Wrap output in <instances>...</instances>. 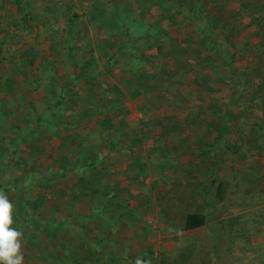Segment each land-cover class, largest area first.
Wrapping results in <instances>:
<instances>
[{
    "label": "rangeland",
    "instance_id": "374dc122",
    "mask_svg": "<svg viewBox=\"0 0 264 264\" xmlns=\"http://www.w3.org/2000/svg\"><path fill=\"white\" fill-rule=\"evenodd\" d=\"M263 189L264 0H0V190L24 264L85 236L92 264H264ZM195 212L209 224L177 235Z\"/></svg>",
    "mask_w": 264,
    "mask_h": 264
},
{
    "label": "clouds",
    "instance_id": "9594fccd",
    "mask_svg": "<svg viewBox=\"0 0 264 264\" xmlns=\"http://www.w3.org/2000/svg\"><path fill=\"white\" fill-rule=\"evenodd\" d=\"M16 207L0 190V264H24V233L14 226ZM171 231V229H169ZM180 230H177V235ZM133 264H149L137 256Z\"/></svg>",
    "mask_w": 264,
    "mask_h": 264
},
{
    "label": "crops",
    "instance_id": "0c3cea01",
    "mask_svg": "<svg viewBox=\"0 0 264 264\" xmlns=\"http://www.w3.org/2000/svg\"><path fill=\"white\" fill-rule=\"evenodd\" d=\"M133 141L138 142L136 139H134ZM143 144H144L143 148L145 149L144 150V154H145L144 158H145V162L147 163V156H146V154H147V142H145ZM140 191H141V192H139L140 194H144L143 200H139L137 203H133L129 207L132 208V206H134L137 210L143 211V214L140 216V219L143 220L142 224L145 225V224H147V186L143 187V189H141ZM263 191H264V189L261 192L263 193ZM116 193H118V191ZM186 215L184 216V219L182 221V226H181L182 228L180 230L181 234H186V233L192 231V230H184L183 229V224L185 222ZM83 219H86V218L83 217ZM208 224L209 223H208V219H207V223L204 226H201L199 228H195L193 230L202 229L205 226H207ZM139 239H143L144 241L147 242V234L146 235H139ZM86 242H87L86 236L84 237L83 241L80 240L78 243H76L73 239H69V241H68L69 247L64 249V251H59V253H57V254H59V256H61V257H64V259H66L65 264H78V263L79 264H92L91 259L95 258V253H94V251L89 250V248L86 245ZM146 257H144V258H146ZM72 259H73V261L75 259V261L72 262ZM159 261L161 263H164V264H173L172 262L167 260V258H164V260L159 259ZM96 264H98V263H96ZM126 264H128V261H126Z\"/></svg>",
    "mask_w": 264,
    "mask_h": 264
},
{
    "label": "trees",
    "instance_id": "16d2710c",
    "mask_svg": "<svg viewBox=\"0 0 264 264\" xmlns=\"http://www.w3.org/2000/svg\"><path fill=\"white\" fill-rule=\"evenodd\" d=\"M123 54V48L116 49L113 54ZM222 131H225V128L223 127ZM212 184L215 186V194L218 198V196H221L222 192V183L216 179V177L213 178ZM207 223V217L206 215L200 214V213H188L185 218V222L183 224L184 230H193L195 228H199L201 226H204Z\"/></svg>",
    "mask_w": 264,
    "mask_h": 264
},
{
    "label": "built area",
    "instance_id": "2783aa9c",
    "mask_svg": "<svg viewBox=\"0 0 264 264\" xmlns=\"http://www.w3.org/2000/svg\"><path fill=\"white\" fill-rule=\"evenodd\" d=\"M155 264H164V263H161V262L159 261V259H158V261L155 262Z\"/></svg>",
    "mask_w": 264,
    "mask_h": 264
}]
</instances>
